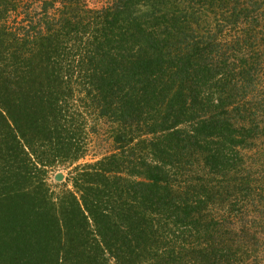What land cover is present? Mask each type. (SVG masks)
<instances>
[{
    "label": "trees",
    "instance_id": "trees-1",
    "mask_svg": "<svg viewBox=\"0 0 264 264\" xmlns=\"http://www.w3.org/2000/svg\"><path fill=\"white\" fill-rule=\"evenodd\" d=\"M17 1L0 264H264V0H41L11 30ZM81 103L115 149L55 191L48 172L86 154Z\"/></svg>",
    "mask_w": 264,
    "mask_h": 264
},
{
    "label": "rangeland",
    "instance_id": "rangeland-1",
    "mask_svg": "<svg viewBox=\"0 0 264 264\" xmlns=\"http://www.w3.org/2000/svg\"><path fill=\"white\" fill-rule=\"evenodd\" d=\"M17 3L19 4L18 10L17 12L11 13L7 19V27L11 30H15L23 26L37 24L38 16L40 17L41 15V0H18ZM53 4L56 11L55 5L58 6V4ZM104 4L105 0H88L87 6L93 9H99L104 6ZM78 106L79 108L75 109V111L80 113L82 117L77 118V120L83 121L82 118H85L87 121V123H85L87 124L88 135L86 154L73 165L66 163L59 167L57 166L48 172L47 182L52 189H55V191H58L56 188L57 185L64 184L67 186L68 190L76 192L73 188V180L71 178V175L74 174V169L77 166L94 164L95 162L111 155L115 149L109 135L108 126L104 121L97 118L93 111H87L83 103L78 104ZM261 146V148L264 149V141L261 142ZM249 158L251 159L252 156ZM254 159L257 158L254 157Z\"/></svg>",
    "mask_w": 264,
    "mask_h": 264
}]
</instances>
